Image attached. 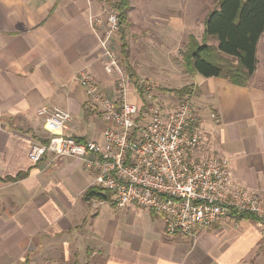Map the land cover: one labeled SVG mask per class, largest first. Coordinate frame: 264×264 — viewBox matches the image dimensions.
<instances>
[{
    "label": "crops",
    "instance_id": "crops-1",
    "mask_svg": "<svg viewBox=\"0 0 264 264\" xmlns=\"http://www.w3.org/2000/svg\"><path fill=\"white\" fill-rule=\"evenodd\" d=\"M129 4L121 26L129 72L186 74L206 133L204 151L225 157L264 200V33L256 70L240 86L189 71L181 55L191 37L202 43L215 8L199 28L208 7L200 0ZM106 9L103 0H0V264H264L253 218L224 217L195 235L169 237L163 217L147 209L85 200L95 173L80 160L29 159L32 143L47 134L37 115L45 105L72 113L67 134L102 140L106 125L77 77L88 71L112 91L114 72L90 22ZM21 173L27 175L14 179Z\"/></svg>",
    "mask_w": 264,
    "mask_h": 264
},
{
    "label": "built area",
    "instance_id": "built-area-1",
    "mask_svg": "<svg viewBox=\"0 0 264 264\" xmlns=\"http://www.w3.org/2000/svg\"><path fill=\"white\" fill-rule=\"evenodd\" d=\"M103 1L106 16H91L90 22L114 72L112 91L107 94L88 71L77 77L106 125L102 140L67 134L72 113L45 105L37 115L47 134L32 143L29 159L35 164L49 155L80 160L116 207L137 206L162 216L169 237L195 235L221 218L248 214L264 239V200L244 186L225 157L204 151L206 133L189 98L162 102L154 85L122 66L117 45H111L120 27L118 0Z\"/></svg>",
    "mask_w": 264,
    "mask_h": 264
},
{
    "label": "trees",
    "instance_id": "trees-1",
    "mask_svg": "<svg viewBox=\"0 0 264 264\" xmlns=\"http://www.w3.org/2000/svg\"><path fill=\"white\" fill-rule=\"evenodd\" d=\"M116 5L121 28L127 21L129 0H118ZM263 33L264 0H218V7L205 20L202 43L196 37L190 38L183 55L184 64L189 71L205 77H223L236 85L247 86L257 67V44ZM121 39L123 41L124 37ZM211 39L217 44L210 43ZM124 48L125 43L122 51ZM175 91L182 98L190 95L192 88L186 86ZM26 175L21 173L14 179ZM84 198L115 204L111 194L104 193L96 185L87 189ZM237 217L255 219L248 214H238Z\"/></svg>",
    "mask_w": 264,
    "mask_h": 264
},
{
    "label": "rangeland",
    "instance_id": "rangeland-1",
    "mask_svg": "<svg viewBox=\"0 0 264 264\" xmlns=\"http://www.w3.org/2000/svg\"><path fill=\"white\" fill-rule=\"evenodd\" d=\"M201 4H207V8L203 7L202 10L205 11L204 14L200 15V20L196 22L197 27L201 28V23L203 22L204 19H206V13L208 11H211L214 8L218 7V0H200ZM196 28V27H195ZM198 28H196L195 31H197ZM115 36V40H116V45L119 49V54H120V61L122 66L129 72L125 61L122 57L121 54V49H122V39H121V28H119V30L117 32H115L114 34ZM187 40V39H186ZM188 43V40L186 42V44ZM210 43L212 44H216V41L214 40H210ZM187 48V46H186ZM186 48H184V50H186ZM181 55L183 56V51H181ZM180 55V57H181ZM159 60V59H158ZM131 74V73H129ZM134 78L137 79H143V78H147L148 82L150 81L151 85H154V91L156 92V94L159 96V98L161 99L162 102H166V101H177L178 98L180 97L178 94H176L175 90L176 89H180V88H184L186 87V84H189L188 81V76L186 74H133ZM174 90V91H172ZM192 94V93H191ZM187 95L185 97L189 98L193 104L195 105V107L197 108L192 95ZM130 100H134V95L130 94L129 96ZM184 98V97H182ZM198 110V108H197Z\"/></svg>",
    "mask_w": 264,
    "mask_h": 264
}]
</instances>
